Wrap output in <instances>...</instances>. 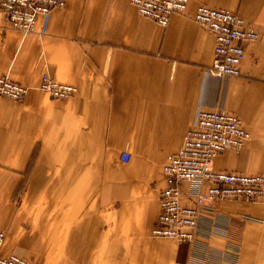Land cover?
Here are the masks:
<instances>
[{
	"label": "crops",
	"instance_id": "1",
	"mask_svg": "<svg viewBox=\"0 0 264 264\" xmlns=\"http://www.w3.org/2000/svg\"><path fill=\"white\" fill-rule=\"evenodd\" d=\"M200 6L237 14L257 33L239 77L207 74L215 40L194 21ZM43 74L76 96L52 100L37 89ZM2 76L29 93L17 103L0 97L1 256L30 264H234L227 253L239 246V264H264V198L214 204L194 245L151 236L163 166L199 108L224 109L251 135L238 155L217 157L214 170L264 175V0H189L166 28L141 18L130 0H67L45 33L39 20L27 36L0 9ZM180 188L182 203L194 206L189 185ZM28 192L39 200H25Z\"/></svg>",
	"mask_w": 264,
	"mask_h": 264
},
{
	"label": "built area",
	"instance_id": "2",
	"mask_svg": "<svg viewBox=\"0 0 264 264\" xmlns=\"http://www.w3.org/2000/svg\"><path fill=\"white\" fill-rule=\"evenodd\" d=\"M130 3L141 18L151 20L160 28H166L173 15L186 13L189 6V0H130ZM66 4L67 0H0V9L8 17L12 29L27 36L34 33L39 20L43 22L45 33L52 12L64 9ZM194 21L215 40L207 74L220 82L239 77L246 46L258 40L257 33L237 14L207 6L198 8ZM37 89L58 101H67L77 94L75 87L57 83L47 74L41 76ZM28 93L29 88L7 76L0 77V97L17 103ZM250 140V133L238 117L222 108H199L182 148L177 154L168 156L163 166L166 187L159 193L160 213L151 236L194 245L201 220L212 213L214 204L222 201L251 204L264 198V175L246 176L214 170L217 157L227 152L238 155ZM129 159L130 154L122 155L123 162ZM183 183L189 185L188 197L194 206L182 203L180 184ZM6 237L7 233L0 227V247ZM232 250L227 256L234 263L240 248ZM0 264L30 263L15 255H0Z\"/></svg>",
	"mask_w": 264,
	"mask_h": 264
},
{
	"label": "rangeland",
	"instance_id": "3",
	"mask_svg": "<svg viewBox=\"0 0 264 264\" xmlns=\"http://www.w3.org/2000/svg\"><path fill=\"white\" fill-rule=\"evenodd\" d=\"M48 96V95H47ZM50 98V97H49ZM53 100V99H52ZM33 191V190H32ZM25 200H39V193L35 196H33V195H31L29 192H28V194H27V197H26V199ZM39 211V210H38ZM33 212H36V209L34 208L33 209ZM253 224H257V223H253ZM258 225H263V223H261V224H258ZM37 232H39V231H37ZM35 238V241H36V243H35V246H33V249H34V252L36 251L37 252V254H38V257H39V235L37 236V237H34ZM50 239V238H49ZM34 240V239H33ZM239 247V246H238ZM240 248V252H238V255H237V257H236V259L234 260V264H239V261H240V259H241V257H242V255H243V253H242V247H239ZM36 254V255H37Z\"/></svg>",
	"mask_w": 264,
	"mask_h": 264
}]
</instances>
